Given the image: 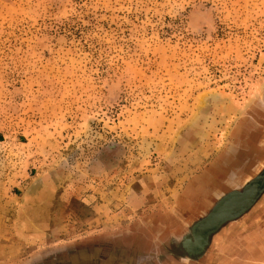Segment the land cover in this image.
Segmentation results:
<instances>
[{
  "label": "rangeland",
  "instance_id": "rangeland-1",
  "mask_svg": "<svg viewBox=\"0 0 264 264\" xmlns=\"http://www.w3.org/2000/svg\"><path fill=\"white\" fill-rule=\"evenodd\" d=\"M263 140L264 0H0L10 263L134 264L147 229L180 238ZM260 203L199 261L172 246L154 264H264Z\"/></svg>",
  "mask_w": 264,
  "mask_h": 264
},
{
  "label": "flooded vegetation",
  "instance_id": "flooded-vegetation-1",
  "mask_svg": "<svg viewBox=\"0 0 264 264\" xmlns=\"http://www.w3.org/2000/svg\"><path fill=\"white\" fill-rule=\"evenodd\" d=\"M251 162H250V164H251ZM252 164L253 165H250L249 169H248L249 170V173H248L249 175H246V174L244 176L242 175L241 179H240L241 180L240 184L235 185L231 191H229V192H227L225 194H222L221 196L217 197V199L214 202V204L211 205L210 207H207L205 209V212L201 216H199L194 222H192V224L187 228L186 232L180 238H171V240H170V237H169V239L167 241L163 242V243H165L164 245H159L158 244L159 241H158L157 235H155L157 231L155 229H153V228L147 229L146 232H145L146 233V238L147 237L149 238V236L153 237L152 240H151L153 242V246H150L152 248V250L149 251L150 255H148V253H147V255L140 254L139 256L134 258L133 263L134 264H154V262L157 261L154 258V255H155L154 253H156L154 251H157V253H159L161 251L164 254H166V255L171 257V247L172 246L176 247L177 251L182 254L184 259L192 261V262L199 261L207 253V251H208V249L210 247L212 238L214 236H216L218 233H220L225 228V226H227L228 224L239 220L240 218L244 217L245 215H247L248 217H250L252 215L251 217H254L256 213H254L253 211L255 209H260L259 207H261V205L260 206H258V205H259L260 201L262 199H264V190L258 196L257 200L252 204V206L249 208V210L246 211V213H244L240 217L236 218L235 220L230 221V222L222 225L217 231L212 233V235L208 238L207 243H205V236H206L205 234L206 233L201 232V230H199L196 227H194V229H193V225L196 224L197 222H199L200 220L204 219L210 213V211L213 209V207L224 196H226L227 194H229L231 192H234V191L241 192L243 190V188L248 183H250V182H252L254 180L257 181V183H259V185L261 184L260 181L264 182V145H263L262 149L256 151L253 154V163ZM261 189H264V187H262ZM261 215H263V214H261ZM150 226L154 227L153 224L150 225ZM192 230H193V232H192ZM144 235H142V236H144ZM196 237L199 239V244H196V242H195ZM155 241H158V242L155 243ZM186 242H188V243H186ZM146 243H147V241H146ZM183 243L186 244L185 247L188 250L198 251V254L189 255V254L184 253V251H183V249L181 247V244H183ZM145 246L146 245L144 244L143 248ZM105 247H107V249H109V248L111 249V247H113V246H111V244H108L107 246L106 245L103 246V248H105ZM143 252L144 251H142V253ZM157 256H160V255L157 254Z\"/></svg>",
  "mask_w": 264,
  "mask_h": 264
},
{
  "label": "water",
  "instance_id": "water-1",
  "mask_svg": "<svg viewBox=\"0 0 264 264\" xmlns=\"http://www.w3.org/2000/svg\"><path fill=\"white\" fill-rule=\"evenodd\" d=\"M260 183L259 185L254 180L248 183L241 192L234 191L227 194L213 207L204 219L193 225V229L196 227L201 232L206 233L205 243H207L212 233L217 231L222 225L235 220L249 210L264 190L261 189L264 187V182L260 181ZM185 246L186 244H181L184 253L189 255L198 254V251L188 250Z\"/></svg>",
  "mask_w": 264,
  "mask_h": 264
},
{
  "label": "crops",
  "instance_id": "crops-1",
  "mask_svg": "<svg viewBox=\"0 0 264 264\" xmlns=\"http://www.w3.org/2000/svg\"><path fill=\"white\" fill-rule=\"evenodd\" d=\"M259 231H261V229ZM258 234L260 236L262 235V234H260V232H258ZM7 236H10V237H13V238H16V236H21L20 238L22 239L23 245L25 243L30 245V243H31V236L26 234L25 232L21 233V234H17V233L16 234L15 233L11 234V232H10V233H8ZM10 237H9V239H10ZM257 237L258 236L254 235V238H255L254 240H256ZM256 244H257V242H256ZM25 252H26V248L21 253H25ZM18 253H20V251L16 252V249L12 248L11 246H8L6 250L4 249V250L1 251V249H0V264H19V263H10V262H14V261L15 262H19V256H17ZM22 263H24V264H27V263L28 264H44V263H34V262L30 263V261L29 262H27V261L24 262L23 261Z\"/></svg>",
  "mask_w": 264,
  "mask_h": 264
},
{
  "label": "bare ground",
  "instance_id": "bare-ground-1",
  "mask_svg": "<svg viewBox=\"0 0 264 264\" xmlns=\"http://www.w3.org/2000/svg\"><path fill=\"white\" fill-rule=\"evenodd\" d=\"M223 211V210H222ZM221 211V212H222ZM196 244H199V239L196 237V240H195Z\"/></svg>",
  "mask_w": 264,
  "mask_h": 264
}]
</instances>
